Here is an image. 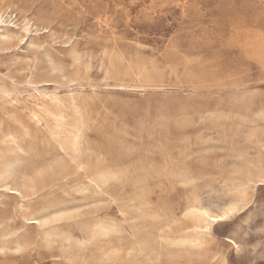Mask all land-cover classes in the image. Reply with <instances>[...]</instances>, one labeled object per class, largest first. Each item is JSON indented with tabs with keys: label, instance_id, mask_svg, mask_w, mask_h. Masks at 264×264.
I'll return each instance as SVG.
<instances>
[{
	"label": "rangeland",
	"instance_id": "1",
	"mask_svg": "<svg viewBox=\"0 0 264 264\" xmlns=\"http://www.w3.org/2000/svg\"><path fill=\"white\" fill-rule=\"evenodd\" d=\"M262 59L264 0H0V264H264Z\"/></svg>",
	"mask_w": 264,
	"mask_h": 264
},
{
	"label": "bare ground",
	"instance_id": "2",
	"mask_svg": "<svg viewBox=\"0 0 264 264\" xmlns=\"http://www.w3.org/2000/svg\"><path fill=\"white\" fill-rule=\"evenodd\" d=\"M257 58H258V56H257ZM263 60L264 59H262V62H263ZM232 210H233V207L231 206V207H227L225 210H222L220 213H212L208 209H205V208L202 207V208H195L194 212H196V213H198V214H200V215L203 216V225H202V227H203V229H207L208 228V224H210V223H216V222H218L220 220H223V219H213V218H215V217H225L226 218L227 215H229L232 212ZM205 212L208 213V216H204L203 215V213H205ZM228 240L234 246H237L236 243L233 240H231L229 238H228Z\"/></svg>",
	"mask_w": 264,
	"mask_h": 264
},
{
	"label": "snow or ice",
	"instance_id": "3",
	"mask_svg": "<svg viewBox=\"0 0 264 264\" xmlns=\"http://www.w3.org/2000/svg\"><path fill=\"white\" fill-rule=\"evenodd\" d=\"M203 215L204 216H208V213L207 212H205V213H203ZM225 217H215V218H213V219H224ZM231 243V242H230ZM239 250V248L237 247V251Z\"/></svg>",
	"mask_w": 264,
	"mask_h": 264
}]
</instances>
